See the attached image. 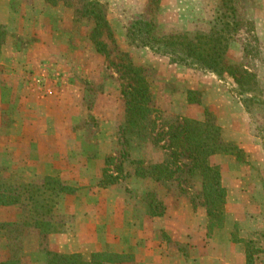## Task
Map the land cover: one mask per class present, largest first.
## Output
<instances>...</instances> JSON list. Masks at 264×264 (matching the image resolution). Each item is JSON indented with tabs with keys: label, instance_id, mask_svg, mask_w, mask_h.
I'll list each match as a JSON object with an SVG mask.
<instances>
[{
	"label": "rangeland",
	"instance_id": "obj_1",
	"mask_svg": "<svg viewBox=\"0 0 264 264\" xmlns=\"http://www.w3.org/2000/svg\"><path fill=\"white\" fill-rule=\"evenodd\" d=\"M71 1L73 6L45 1L57 47L51 50L37 35H14L20 70L13 67L9 75L8 63L0 58V188L20 186L23 192L18 204L0 206V262L47 264L48 251L79 252L85 258L119 251L133 260L118 264H163L165 246L186 258L204 256L205 251L191 250L189 242L174 240L163 228L154 230L150 248L148 239L136 236L135 218L148 228L145 219L177 209L204 222L203 241L215 234L222 246L241 240L240 249L253 255L249 264H264V0H101L111 25V34L104 30L99 38L107 53L97 51L91 38L94 22L82 14L85 1ZM14 4L45 8L32 1ZM136 19L152 21L161 35L192 38L233 23L225 31L232 32L225 60L235 74L186 65L140 45L128 36ZM122 52L149 81L155 123L146 135L123 130L129 60ZM207 114L215 116L223 139L237 147L210 159L227 189L223 214L211 221L202 173L189 171L186 153L179 160L170 157L168 140L160 135L169 123L204 120ZM33 121L43 125L33 129ZM162 162L174 172L150 173L152 164ZM47 176L76 190L56 195L52 188L43 189L58 231L42 234L23 187L42 185Z\"/></svg>",
	"mask_w": 264,
	"mask_h": 264
},
{
	"label": "trees",
	"instance_id": "obj_2",
	"mask_svg": "<svg viewBox=\"0 0 264 264\" xmlns=\"http://www.w3.org/2000/svg\"><path fill=\"white\" fill-rule=\"evenodd\" d=\"M45 1L51 5L62 2L64 5L73 6L71 0ZM84 1L82 14L90 17L94 22L91 38L96 44L97 51L107 53L106 44L99 39L104 30L109 32V35L111 34L107 5L101 0ZM76 10L79 11L78 8ZM232 24L226 22L225 28L222 30H215L210 34L192 38L185 33L161 35L156 32L152 21L136 19L128 27V36L140 45L155 49L172 57L175 61L186 65L200 66L219 75L225 72L234 75L236 68L227 64L225 60L229 37L232 34L231 31H225ZM6 37V31L0 25V47L5 43ZM121 54L129 60V63L124 65L129 83L123 92L127 114L123 130L125 133L146 135L152 130L151 124L155 123V120L152 119L154 108L151 105L149 81L144 69L135 65L128 53L122 52ZM160 135L168 140V147L171 150L170 157L179 160L186 153L187 159L190 161L189 171L202 173L204 178L203 194L210 221L216 214L222 215L227 189L222 183L219 167L211 163L210 157L220 153H232L237 147L233 142H226L223 139L222 127L217 123L215 116L207 114L204 120L183 118L177 125L169 123L167 129H163ZM169 166L168 162L154 163L150 166V173H173L174 171ZM139 173H142L141 176H145L146 172L142 170ZM160 177L161 175H157V179ZM23 188L26 189L27 198L34 208L36 216L34 226L42 234L57 232V223L53 220L54 207L49 206L50 203L46 199V192L43 189L52 188L56 195H60L73 193L76 188L55 176H47L42 185L27 184ZM22 195L20 186L11 187V189L0 188V206L16 205L21 201ZM234 241L241 242L238 239H234ZM246 255L247 262L253 263V255L248 249ZM132 260L133 255L119 251H96L91 253L89 258H85L79 252L48 251L47 264H118ZM0 264L19 263L7 259Z\"/></svg>",
	"mask_w": 264,
	"mask_h": 264
},
{
	"label": "crops",
	"instance_id": "obj_3",
	"mask_svg": "<svg viewBox=\"0 0 264 264\" xmlns=\"http://www.w3.org/2000/svg\"><path fill=\"white\" fill-rule=\"evenodd\" d=\"M25 1L42 3L45 8L44 10L38 9L33 11L29 8H20L18 6L19 4H14V2L24 3ZM46 9L45 0H0V25L5 29L7 34L5 43L2 45V50L0 51V58L3 59L4 63H8V67L10 68H6V70L9 75H13V73H11V68L14 67L19 71L22 65L19 59L20 57H17L19 48H17L14 41L12 42L14 35L23 36L24 38H29L28 34L37 35L38 38L42 37L43 41L47 40L51 50L57 47L54 41L56 38L53 39V35L56 31L52 30V26L47 22L48 11ZM10 55L13 56L11 58L12 65H9L11 64L9 62ZM14 74L15 80H17L18 74L15 72ZM61 90L64 97L68 96L69 93L67 89L62 88ZM53 97L54 96H52V98ZM38 122L40 121L32 122L33 129L40 128V126L43 125V123ZM46 126L47 123L44 127ZM213 157L214 155L211 156L210 159ZM223 185L226 187L224 182ZM145 220L150 224L148 228L147 225H142L141 220L138 218L133 220V228L136 230V236L139 234L140 237L143 236L144 239H148L147 243L149 248L155 246V244L152 243V239L156 236L154 235V230H162L163 228L174 240L189 242L191 250L200 248L202 251H205L204 256H196L193 254L189 258H186L183 253L177 254L175 251L166 250L165 246V253L161 255V257H163V264H249L247 262L246 252L240 249L241 245L239 243L241 242H236L234 240L233 242L228 241L226 245L224 244L222 246L216 234L211 238L205 236V241H203L202 234L204 231H207V227L193 212L190 217L185 218L182 216L181 210L175 209L167 212L165 216ZM119 240L118 238L116 241L119 242ZM137 240L138 238H136V241ZM201 242L202 245H200ZM203 246H205V248ZM144 250L147 251V249ZM216 258L219 259V261H216Z\"/></svg>",
	"mask_w": 264,
	"mask_h": 264
}]
</instances>
